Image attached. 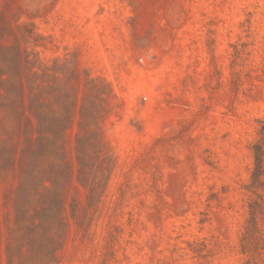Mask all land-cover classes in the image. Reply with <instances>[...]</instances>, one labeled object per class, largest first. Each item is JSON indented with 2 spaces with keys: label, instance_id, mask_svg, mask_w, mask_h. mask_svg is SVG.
Instances as JSON below:
<instances>
[{
  "label": "rangeland",
  "instance_id": "374dc122",
  "mask_svg": "<svg viewBox=\"0 0 264 264\" xmlns=\"http://www.w3.org/2000/svg\"><path fill=\"white\" fill-rule=\"evenodd\" d=\"M264 0H0V264H264Z\"/></svg>",
  "mask_w": 264,
  "mask_h": 264
},
{
  "label": "trees",
  "instance_id": "16d2710c",
  "mask_svg": "<svg viewBox=\"0 0 264 264\" xmlns=\"http://www.w3.org/2000/svg\"><path fill=\"white\" fill-rule=\"evenodd\" d=\"M264 174V160L260 147H255V171L253 178L256 182H260L261 176Z\"/></svg>",
  "mask_w": 264,
  "mask_h": 264
}]
</instances>
